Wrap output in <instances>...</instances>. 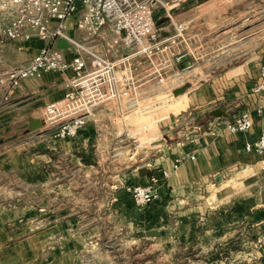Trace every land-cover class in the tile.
Wrapping results in <instances>:
<instances>
[{
	"label": "crops",
	"instance_id": "crops-1",
	"mask_svg": "<svg viewBox=\"0 0 264 264\" xmlns=\"http://www.w3.org/2000/svg\"><path fill=\"white\" fill-rule=\"evenodd\" d=\"M79 15L80 12L67 20V33L113 60H127L135 95L98 105L87 116L84 128L77 135L58 140L51 137L49 150L58 147L68 153L79 148L85 150L91 144L96 145L101 156L107 157L110 151L113 155L119 153L116 152L121 147L119 142L138 143L141 136L144 143L149 144L148 152L152 158L148 164L136 166V173L145 166L171 168L173 161L181 154L193 155L194 158L184 160L177 169L171 170L169 177L157 185L159 199L144 207H137L125 189L114 194L111 190L116 187L113 179L88 180L92 182L94 190L89 195L83 191L75 193L80 195V210L70 211L66 205V208L59 209L56 227L49 228L54 236L57 235V239L52 240L56 244L44 247L43 251L51 253L45 259L54 260L57 257V264H131L128 255L121 259L116 257L112 249L113 235H119L116 238L123 256L132 248L143 252L146 243H149L150 248L170 246V250L184 245L201 253V257L207 260L211 249L219 251L237 239L246 227L251 238L256 239L264 232V170L261 169L262 157L245 150V143L255 141L264 129V115L261 112L264 91L253 92L264 69V46L258 50L262 54L255 50L252 57L194 84L191 74L187 75V81L182 80L186 70L180 68L189 63L185 62V52L180 63H171L164 72L166 83L173 85L172 93L185 87L183 94L173 96L175 100L167 108L182 115L176 119L177 122L187 118V113L191 112L196 118L208 116L202 128L193 123L191 129L185 132L181 131L182 125L181 130L173 135H169L170 127L175 125L173 117L153 120L155 132H149L143 125V129H147L145 139L140 135L142 131L133 130V126L140 118L139 114L150 111L154 101L152 98L158 97L163 90L168 93L165 85L158 81L156 74L151 73L145 57L134 55V48L121 42L114 43L115 35L112 33L106 30L95 34L89 29L77 28L76 18ZM2 27L0 20V29ZM45 45L47 42L36 38L11 41L0 30V69L6 70L27 61ZM49 45L62 51L66 60L72 58V50L63 39L57 38ZM180 49H187L185 39L180 43ZM123 68V64L119 65V72ZM73 78L71 70L54 71L26 79L23 89L7 92L0 86V133L9 131L15 125L22 128L30 117L43 119L46 105L61 99L66 91V83ZM153 89L154 92H151ZM218 110L223 115L213 113ZM241 110L251 113L253 125L245 132L231 133L226 123ZM133 112L136 115H131ZM164 135L172 138V141L163 139ZM153 138L164 141L153 145ZM5 152L17 155L16 148ZM148 152L140 159L147 157ZM136 154L133 152L130 158ZM45 155L46 152H43V159ZM82 166L78 167L80 171L83 169L90 174L98 172V167L94 165ZM30 172H34V167H30ZM150 172L144 175L137 173L135 182L147 183ZM38 174L43 180L49 178L44 171ZM232 176L237 179L234 184L230 182L229 177ZM239 177L243 179L239 180ZM119 183L122 184L121 181ZM102 188H106L105 195L99 194ZM74 197L77 202L78 198ZM15 215L11 208L3 211L0 207L1 221L10 220ZM1 226L0 223V234L3 232ZM9 229L4 227L6 231ZM152 229L157 230L159 235L147 236L146 231ZM130 232L132 240L129 239ZM256 256L254 264H264V246L258 247ZM7 259L8 264H41L19 261L15 253L8 255ZM0 264H3L2 260Z\"/></svg>",
	"mask_w": 264,
	"mask_h": 264
},
{
	"label": "rangeland",
	"instance_id": "rangeland-1",
	"mask_svg": "<svg viewBox=\"0 0 264 264\" xmlns=\"http://www.w3.org/2000/svg\"><path fill=\"white\" fill-rule=\"evenodd\" d=\"M160 1L155 9L156 28L160 35L172 34L174 23L182 22L186 27L183 37L187 42V51L180 50L182 53H187L185 62H189L186 65L190 67L184 72L182 80L187 81V75L191 74L194 76L192 78L194 84L252 57L255 50L262 54L258 50L260 51L264 46V0ZM151 92H154V89ZM173 96V93H165L163 90L158 97L152 98L155 102L152 101L150 111L139 114L140 118L133 126V130L142 131L140 135L147 139V129H143V125L153 133L156 131L153 120L164 117L174 119L175 125L170 127L169 135L181 129L188 132L193 123L202 128L201 125L205 122L207 114L196 118L192 112L187 113V118L177 122L176 119L182 115L178 112L173 113L167 108V105L175 100ZM186 106L187 104L185 108ZM133 114L136 115V112L131 115ZM182 125L183 128L180 129ZM16 126L18 125L0 133V207L3 211L11 208L16 212L12 219L0 220L3 231L0 234V260L3 264H8V255L15 253L22 262L57 264V257L54 260L45 259L51 253H46L43 249L56 244L52 240L55 241L57 235L54 236L49 228L56 227L59 221L57 216L59 209L67 207L74 212L80 210V195L75 193L83 191L85 195H89V192L94 190L91 186L92 180L113 179L116 187L111 190L114 194L121 189L131 194L130 188L139 184L135 182L138 173V170L137 173L135 170L136 166L151 162L149 144L144 143L140 136L138 143L119 142L121 147L116 150L119 153L113 155L110 151L107 157L101 156L96 145L90 146L91 144L85 150L79 148L65 153L58 147L49 150L52 127L43 124L38 129L29 130L28 121L22 128ZM164 138L168 142L172 141L167 135H164ZM157 141L159 140L154 139L153 145H157ZM133 144H136V147L132 148ZM15 148L16 156L6 154V150ZM128 149L130 151H127ZM43 152H46L44 159ZM133 152L137 154L130 158ZM146 152H148L147 157L141 160ZM83 164L98 167V172L90 174L83 169L80 171L78 167H83ZM30 167H34L33 173L30 172ZM144 168L153 171L159 167ZM41 171L48 173L49 176L48 174L46 176L49 178L45 180L39 178L37 175ZM229 178L231 184L237 182L233 176ZM241 179L243 178L239 177V180ZM99 190V194L105 195L106 188ZM74 196L78 198L77 202ZM5 226L10 229L4 230ZM242 232L237 239L227 243L219 251L211 249L208 260L202 258L201 253L184 245L170 250V246L150 248L149 243H146L145 251L138 252L132 248L123 256L116 238L119 235L112 236L114 241L112 249L118 259L126 258L125 255H128L131 264H254L257 259V256L254 257V252L256 251L257 255L258 247L264 246V232H261L256 239L251 238L247 227ZM129 239L132 240L131 232Z\"/></svg>",
	"mask_w": 264,
	"mask_h": 264
},
{
	"label": "built area",
	"instance_id": "built-area-1",
	"mask_svg": "<svg viewBox=\"0 0 264 264\" xmlns=\"http://www.w3.org/2000/svg\"><path fill=\"white\" fill-rule=\"evenodd\" d=\"M160 0H0L1 33L9 40L36 38L47 42L27 61L0 71V86L7 92L23 89L24 81L54 71L71 70L74 78L66 83L63 97L45 107L44 123L52 128L55 140L72 138L84 128L86 118L95 108L110 100L135 95L130 83L131 67L127 60H113L90 45L77 41L67 33V20L80 12L76 27L92 33L108 31L115 35L114 43L134 48V55L148 60L151 73L172 93L173 85L166 83L164 72L171 63H180L185 56L178 50L184 41V23H174V32L161 36L156 28L155 9ZM66 41L72 58L66 60L62 51L49 45L55 39ZM124 65L119 72L118 66ZM184 65L181 70L189 69ZM253 92L264 91V69ZM264 115V107L261 108ZM253 125L248 110L239 111L226 127L231 133L245 132ZM245 150L262 157L264 170V129L253 142L245 143ZM193 155L181 154L171 168L159 167L151 171L148 182L130 188L133 203L147 206L159 199L157 185ZM256 258V251L254 252Z\"/></svg>",
	"mask_w": 264,
	"mask_h": 264
},
{
	"label": "water",
	"instance_id": "water-1",
	"mask_svg": "<svg viewBox=\"0 0 264 264\" xmlns=\"http://www.w3.org/2000/svg\"><path fill=\"white\" fill-rule=\"evenodd\" d=\"M184 91H185V87H180V88L176 89L175 91H173V95L177 96V95L183 93ZM213 113L216 115H223V112L220 110L214 111ZM43 124H45L43 119H34L31 117L28 119L29 130L38 129V128L42 127ZM163 139H165V138L163 137ZM158 142L162 143V139L157 141L156 144H158ZM149 172H150V170L147 168H144V167H141L138 169V173L140 175H144V174H147ZM146 235L147 236H158L159 232L157 230L152 229V230L146 231Z\"/></svg>",
	"mask_w": 264,
	"mask_h": 264
},
{
	"label": "bare ground",
	"instance_id": "bare-ground-1",
	"mask_svg": "<svg viewBox=\"0 0 264 264\" xmlns=\"http://www.w3.org/2000/svg\"><path fill=\"white\" fill-rule=\"evenodd\" d=\"M176 97V96H175Z\"/></svg>",
	"mask_w": 264,
	"mask_h": 264
}]
</instances>
